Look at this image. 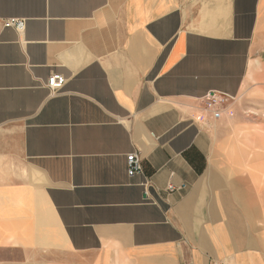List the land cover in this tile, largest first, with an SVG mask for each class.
Listing matches in <instances>:
<instances>
[{
  "label": "crops",
  "instance_id": "obj_1",
  "mask_svg": "<svg viewBox=\"0 0 264 264\" xmlns=\"http://www.w3.org/2000/svg\"><path fill=\"white\" fill-rule=\"evenodd\" d=\"M0 264H264V0H0Z\"/></svg>",
  "mask_w": 264,
  "mask_h": 264
},
{
  "label": "built area",
  "instance_id": "obj_2",
  "mask_svg": "<svg viewBox=\"0 0 264 264\" xmlns=\"http://www.w3.org/2000/svg\"><path fill=\"white\" fill-rule=\"evenodd\" d=\"M3 28H13L17 32L22 33L25 30L26 21L23 18L10 17L1 20ZM66 83V78L61 74H52L45 81L44 85L51 95L58 93ZM235 96L219 91H209L202 97V114L195 118L194 121L203 125L210 121L220 120L222 118H231L234 115L230 107ZM142 159L140 155L133 151L125 156V166L127 175L132 177L142 173ZM145 186H148L145 184ZM168 191L179 189L172 184H168ZM144 195H147V187H145Z\"/></svg>",
  "mask_w": 264,
  "mask_h": 264
},
{
  "label": "rangeland",
  "instance_id": "obj_3",
  "mask_svg": "<svg viewBox=\"0 0 264 264\" xmlns=\"http://www.w3.org/2000/svg\"><path fill=\"white\" fill-rule=\"evenodd\" d=\"M253 169H254V168H253ZM259 169H260V168H255L254 170H257V171H258Z\"/></svg>",
  "mask_w": 264,
  "mask_h": 264
}]
</instances>
